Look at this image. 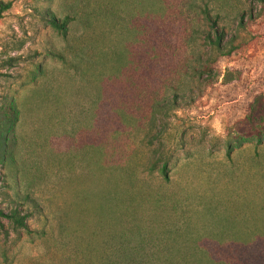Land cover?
<instances>
[{
	"label": "rangeland",
	"instance_id": "374dc122",
	"mask_svg": "<svg viewBox=\"0 0 264 264\" xmlns=\"http://www.w3.org/2000/svg\"><path fill=\"white\" fill-rule=\"evenodd\" d=\"M0 1V264H264V5Z\"/></svg>",
	"mask_w": 264,
	"mask_h": 264
},
{
	"label": "trees",
	"instance_id": "16d2710c",
	"mask_svg": "<svg viewBox=\"0 0 264 264\" xmlns=\"http://www.w3.org/2000/svg\"><path fill=\"white\" fill-rule=\"evenodd\" d=\"M254 1L264 5V0H254ZM9 7H10L9 2L0 1V16L4 12H6L9 9ZM65 23H66L65 21H63L62 23H57L55 21H51L49 24L55 30L60 31V33L64 36V25H65ZM238 25L240 26L239 22H238ZM207 40H208V38H207ZM221 41H222L221 35H214L212 41H209L208 43L214 49L219 51L223 48L221 46ZM248 110H250V111L248 112L246 119L250 120L253 118L252 116L255 117L257 115V114H253V109H248ZM257 113L259 114L260 120H263L264 119V108L258 109ZM12 122H11V124H12ZM249 122H250L249 126L252 130V133H250L249 135H245V137L238 136L237 138H234L232 141L228 140L225 142L226 157L229 156V154L232 152V150L234 148L240 147L242 145V143H254L255 145H260L264 142V127H263V125L261 123L256 125V124H253V122H251V121H249ZM0 146L4 147L3 145H0ZM159 172H160L161 176L165 178L166 173H167L166 163L161 164V166L159 168ZM121 182H123L122 179H120L118 184H120ZM131 201H132L131 199L125 200L124 203L120 206L118 213L121 215L122 214L128 215V217H132V219H133L134 216L135 217L137 216L139 209L137 208V205L135 206L134 204L131 203ZM111 209H113V208L106 207V214H109V213L113 214L114 211H111ZM98 215L103 216V215H105V213L103 212L102 209H100V213ZM0 218L7 219L10 222V224L13 226V229L24 228V223H23L24 217L18 216V214L15 211H12L8 215H5L0 210ZM105 220H106L105 225L111 226V223H110L111 220H107V219H105ZM255 222H256V224L252 226L250 232H248V233H234V234L230 235L229 237H227L226 242L230 246L227 247L226 249H237V248H241V247H248V246L257 244L258 241L264 240V219L256 220ZM128 228H129L128 225L125 223L124 227H123L124 234H125V232L131 231V229H128ZM233 247H237V248H233ZM195 249H197V248H195ZM200 249H206V248L203 247ZM206 262H208V261H206ZM215 262L217 264H232L231 262L226 263V261H223V260H220V261L218 260Z\"/></svg>",
	"mask_w": 264,
	"mask_h": 264
}]
</instances>
